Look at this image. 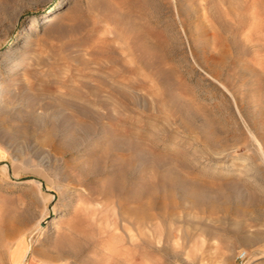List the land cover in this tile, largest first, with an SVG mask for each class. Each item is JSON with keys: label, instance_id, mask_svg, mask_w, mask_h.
Masks as SVG:
<instances>
[{"label": "rangeland", "instance_id": "1", "mask_svg": "<svg viewBox=\"0 0 264 264\" xmlns=\"http://www.w3.org/2000/svg\"><path fill=\"white\" fill-rule=\"evenodd\" d=\"M0 264H264V0H0Z\"/></svg>", "mask_w": 264, "mask_h": 264}, {"label": "bare ground", "instance_id": "2", "mask_svg": "<svg viewBox=\"0 0 264 264\" xmlns=\"http://www.w3.org/2000/svg\"><path fill=\"white\" fill-rule=\"evenodd\" d=\"M256 11H257V9H256ZM256 11L254 10L253 15H254V14L258 15L257 13H255ZM251 14H252V13H251ZM54 18H55L54 16H48V17H45V18H43V19L41 20V24L49 25L50 23L53 22ZM258 20L262 22L263 19L260 20V19L258 18ZM52 228H54L53 221H51L48 225L44 226V229H45L46 231H47L48 229H52Z\"/></svg>", "mask_w": 264, "mask_h": 264}, {"label": "built area", "instance_id": "3", "mask_svg": "<svg viewBox=\"0 0 264 264\" xmlns=\"http://www.w3.org/2000/svg\"><path fill=\"white\" fill-rule=\"evenodd\" d=\"M246 253L244 251L240 252L237 255V259H239L240 261H242L245 258Z\"/></svg>", "mask_w": 264, "mask_h": 264}]
</instances>
